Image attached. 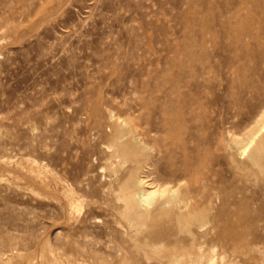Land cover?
<instances>
[{
    "label": "rangeland",
    "instance_id": "rangeland-1",
    "mask_svg": "<svg viewBox=\"0 0 264 264\" xmlns=\"http://www.w3.org/2000/svg\"><path fill=\"white\" fill-rule=\"evenodd\" d=\"M158 100L191 107L213 142L207 181L240 219L212 264H264V159L252 171L215 146L264 109V0H0V264H169L146 246L162 225L127 223L101 135ZM153 160L136 170L145 192L168 177Z\"/></svg>",
    "mask_w": 264,
    "mask_h": 264
},
{
    "label": "bare ground",
    "instance_id": "bare-ground-1",
    "mask_svg": "<svg viewBox=\"0 0 264 264\" xmlns=\"http://www.w3.org/2000/svg\"><path fill=\"white\" fill-rule=\"evenodd\" d=\"M245 36L255 37L256 34L248 30ZM243 37L242 34H235V39L242 41L241 47L245 49ZM177 85L179 82L174 88ZM189 108L184 102L173 106L158 100L143 102L136 112L125 116L111 114L110 131L101 134L105 136L102 142L108 153L104 167L109 175L124 172L127 176L121 184L124 191L123 215L127 223L133 226L162 225V228L149 232L146 242L159 260L165 259L169 264H202V260L206 259L212 264L221 254L224 240H234L238 236L240 219L236 211L233 214L236 217L226 215L224 193L220 187L207 181L211 167L208 156L213 142L199 129L195 130L197 122ZM233 128V124L222 127L220 134L223 137L215 141V146H223L241 156L243 154L249 169L257 170L264 159V135L261 134L264 130V109L254 126L243 136L235 135ZM154 158L158 162L159 159L164 160L165 169L161 170H165L168 177L162 175L164 179L155 184L157 188L145 192L146 181L140 177V170H136L142 164L154 166ZM126 164L127 169L124 168ZM211 231L215 233L217 250L211 249L208 244ZM180 233H183L182 237L178 236ZM165 237L168 239L162 241Z\"/></svg>",
    "mask_w": 264,
    "mask_h": 264
}]
</instances>
